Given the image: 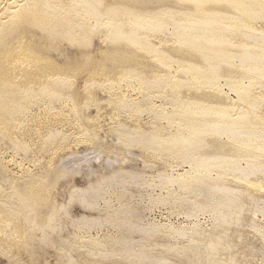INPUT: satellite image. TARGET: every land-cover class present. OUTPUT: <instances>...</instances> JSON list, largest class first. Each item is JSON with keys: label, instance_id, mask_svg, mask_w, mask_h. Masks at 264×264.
I'll return each instance as SVG.
<instances>
[{"label": "bare ground", "instance_id": "bare-ground-1", "mask_svg": "<svg viewBox=\"0 0 264 264\" xmlns=\"http://www.w3.org/2000/svg\"><path fill=\"white\" fill-rule=\"evenodd\" d=\"M1 1L0 100L10 124L0 127L2 137L20 140L23 150L35 149L31 141L39 152L63 142L69 135L57 127L71 115L62 113L64 105L50 106L66 103L77 117L72 89L79 108L87 109L98 88L108 102L115 96L109 131L118 133L121 153L138 151L141 166H122L74 187L66 204L51 194L44 228L42 209L34 207L46 201L44 177L36 180L24 167L8 178L10 192L0 181V195H6L0 196V254L21 260L25 250L37 248L33 238L66 259L80 250L85 260L78 264H264V0ZM95 39L112 53L150 63L80 79L44 56L53 46L66 52L67 43L86 53ZM39 99L45 101L41 110L22 121L18 116ZM79 121V145H91L101 126ZM57 146L50 148L47 171L64 154L66 147ZM156 188L170 215L183 214L189 222L144 223L139 204L148 195L155 203L149 190ZM77 204L97 213L72 215ZM199 214L211 223L201 225ZM93 230L118 235L92 236Z\"/></svg>", "mask_w": 264, "mask_h": 264}, {"label": "rangeland", "instance_id": "rangeland-1", "mask_svg": "<svg viewBox=\"0 0 264 264\" xmlns=\"http://www.w3.org/2000/svg\"><path fill=\"white\" fill-rule=\"evenodd\" d=\"M2 2L4 3L5 0H2L1 4H3ZM28 29L29 30H33L35 28L30 26ZM81 43H83V42L82 41L79 42V44H81ZM94 43H96V44L92 45V48L89 51H87L86 53L85 52L81 53L80 47H78V46L73 47L69 43H67V45H66V43H64L66 45V48H67L66 52L63 51L62 48H58L56 46H53V47H51V50H49L48 52L44 53V56L46 58H48L50 61H53V64L57 65L60 69H65V70L67 69V70H70L71 72H74L75 75L79 76L80 79L82 78L81 75H83V74L84 75H90V76H93V75L94 76H103L104 73H107L109 75H112V73L115 71V69L131 68L132 67L133 69L137 70L138 68H140V69L144 68L146 66V64L150 63V62L148 63L145 59H142V60L138 61V60H136L133 57H128L126 55H122L121 53H112L109 50L105 49L107 44H101V42H99L98 39L97 40L95 39ZM122 89H123L122 91L125 90L124 92H128V93L134 94L133 91H131V88L124 87ZM74 90H76V91H74ZM72 93H74V95L76 96V99H77V102H78L76 104L81 106V103H79L80 101H78L79 100L78 99V90H77L76 87L74 89H72ZM107 98H108V94L106 92H101V90H99L97 88L91 93V95L88 98L89 106H88L87 109H85V108L84 109H80L79 108L80 106L77 105V111L78 112H76V114H77L76 116L77 117L79 116L78 117L79 120H80L79 122L82 121L81 123H83V125L90 126V127H95V126L97 127V125L101 126V131H100L101 134L99 132L97 134V136H96L97 138L94 137V141L92 143L93 145L92 144L91 145L90 144L87 145L85 142H83L85 144L82 143V144L79 145V141L81 140L80 139L81 138V135H80V131H81L80 128L81 127L78 128V125H76V122H75L76 119L78 120V118L74 117L75 115H73L71 112L68 111V109L70 107L68 105L65 106L66 103L62 104L61 102L55 103V105L54 106H50V108L53 107L52 109L55 108V109H60L61 110L63 105H64V107L66 109L63 107V109L61 111L65 115H67V114L71 115L72 118L70 117V115H68V116L72 120V121L69 122L71 124V126H72V130H71V126H70L69 123L66 124V126L64 125L61 128L58 126L57 128L61 129V131L65 130L63 132H65L66 135H69V137L67 136L68 137L67 138L65 136L66 138L63 140V142H62V140L57 139V140L53 141L54 144H52L50 142L51 143V145H50V143H48L47 144L48 146L46 145L47 148H44V150H43V151H45L47 149L45 152H43L42 150H40V152L35 150L37 148L36 147L37 145L34 144L31 141L29 142L30 146L32 145L30 148L35 147V149H32V150L37 152V154L32 152V150L29 149V148H28L29 150H23V148H22L23 144L22 143L20 144V140H18V139L15 140V139H11V138H4V137H2L3 133L0 131V133H1L0 136L2 137V138L0 137V149L2 150V151L0 150V152H1L0 153V168H1L0 169V181H1V184H2V181H3L2 185L4 186V188H7L6 192H10L9 191L10 190L9 184L12 182L10 180H12L13 176L15 178L19 177L25 171V168H27L28 170L30 169L33 173H36L35 177L32 175L33 178L36 179V180L37 179H42V177H44V180L43 179L42 180L44 182V188H45L44 199H46V201L44 202L43 205H40V206L39 205L37 206L36 204L34 205V207H36V208L37 207H41L40 210L42 209L41 212H42L43 220L40 221V224L41 225L43 224L42 228H44V223L43 222H45V220L49 216V211H50L49 208H50V206L48 205V203H49L50 197L53 194L56 195V196L58 195L57 199L58 198L60 199V200L58 199V201L61 204H66L67 203V199L69 197V193H71V191L74 189V187H75V189L82 188V187L88 185L90 181L91 182H96V181H98V179L100 180L101 177L103 178V176H104L103 174L104 173H105V176H108V174L111 175L114 172H116L117 170H119L120 167H122V166L123 167L121 169H124V170L125 169L133 170V169H139L140 168L139 167V166H141V161H140L141 160V155H140V153L138 151L136 152V151L128 150V149H125L126 151L124 150V152L121 153L122 144H120L121 142H119V140H118L119 139V137L117 136L118 133H112V132L109 131V127L112 125V122H111L112 119H111L110 116L113 115L112 113L114 112L113 108L115 107V105H114L115 96L114 95L111 96V98L113 100L110 101V102L107 101ZM39 101L40 102L36 101L35 103H33L32 105L29 106V110L27 112L28 116L27 115H20L18 117L20 119L24 117L23 119H21L22 121H24V120H27V118L29 119V115L30 114H28V113H31V114H34V115H35V113H38V111L41 110V108L43 107V104L45 102V101L42 102V100H40V99H39ZM3 103H4L3 99H1L0 100V105H1L0 106V113H1V115H0V124H1L0 127H10V124H7V120L4 117V116H6L8 114V112L6 111V113L4 114L5 110H3L4 109L3 108ZM38 104H40L41 106L38 105ZM81 108H83V107H81ZM95 108H97L98 110L95 109ZM111 108H112V110H111ZM65 110H66V112H65ZM34 115H30V119L33 118ZM91 115H93V117H95L96 120L95 119L94 120L93 119L89 120L87 118L88 116H91ZM25 116H27V117H25ZM97 116H98V118H97ZM146 118H144V119L146 120ZM88 120L91 121L92 123L89 122ZM92 120L95 121L96 123L93 122ZM88 124H90V125H88ZM101 124H103V125H101ZM106 127H108V131H106L107 130ZM73 130H74V132H73ZM107 133L111 134V135H114V136H111V135L109 136ZM38 134L36 135L37 137H35V141H36V143L38 142L39 144H41L42 135H41V133H38ZM77 135L79 137H77ZM70 136H71V138H70ZM36 138L38 139V141L36 140ZM104 138H105V141H104ZM3 139H4V141H3ZM67 140H69V143H68ZM66 141H67L68 144L65 143ZM56 142H57V144H56ZM14 143H15V145H14ZM63 143L65 145L66 144L69 145V147L68 146L66 147ZM11 144H12V146H11ZM55 144H56V146L58 144H62L63 146L62 145H58V146H62L63 148H65V147L66 148L64 149V151L62 150L64 154L61 153L59 156H57V161L55 160L56 162H54V164H53L54 168L52 166L53 169L50 168L47 171V170H45V168H46L45 165H47L48 159L52 156L51 152H52L53 148L56 147V146H53ZM19 145H20V147H19ZM33 145H35V146H33ZM74 145L77 146V147H74ZM16 146L19 149H17ZM20 149H21V151H20ZM60 151H58L57 153L59 154ZM118 151H119V153H118ZM43 153H45V154L42 155ZM14 154H16V155H14ZM40 156L41 157L44 156V158L42 159ZM55 157H56V155H55ZM137 157H139V158H137ZM11 158H13L15 160H12ZM35 158H40V160L41 159L42 160L39 163L40 160L38 159V161H35ZM43 162L45 164H43ZM40 165H41V167H40ZM124 166H126V167H124ZM158 167L154 166L153 170H156ZM177 169H180V168H177ZM112 171H114V172H112ZM37 172H39V173H37ZM41 174L42 175L44 174V176H42ZM37 175H39V176H37ZM49 176H50V178H49ZM8 178L9 179L11 178V179L9 180ZM6 181H7V183H6ZM72 186H73V188H72ZM149 191H150L149 194L152 196V198L154 199L155 203H151L153 201L150 200V197H148L149 196L148 195V196H146V199L145 198L142 199L141 204H139L140 210L142 208H143L142 211L144 210V212L141 211L143 213L142 215H143L144 223L151 224L152 223L151 221H154V220H155L154 221L155 223L156 222L157 223L158 222L159 223H161V222L163 223V222L170 221L173 224H183L184 221H185L184 223L189 222L188 221L189 218L184 217L185 215L183 216V214L175 215L176 213L175 214L171 213V215H170V213H169V211L167 209L168 208L167 204L165 205L158 198V196L160 197L159 193L160 194L162 193L159 190V188L158 189L157 188L154 189V191H152V190H149ZM53 192H56V194L53 193ZM154 194L158 195V196L155 197ZM0 196H1L2 199H4L6 197L5 193L0 195ZM134 199H136V197H134ZM145 200H149V201L146 202ZM148 202H150L151 205H153V206H151L150 203L148 204ZM145 205H147L146 206L147 208H144ZM164 206H166V207H164ZM33 209H35V208H33ZM37 209H39V208H37ZM37 209H35V210H37ZM145 209H147V210H145ZM70 210L73 212V213L71 212L72 215H77V216H81V215L92 216V214L95 215L97 213V212L94 213V212H92V210L86 209V208H84V207H82L80 205L78 206V204L71 206ZM21 214L22 213H20V215ZM200 215L201 214H199L197 219L201 222V225L205 224L206 226H208L207 224L211 223V220H210V217L208 216V214H206V215L202 214L204 217L200 216ZM208 217H209V219H207ZM259 217H260V215H259ZM151 219H154V220H151ZM149 222H151V223H149ZM205 225H203V226H205ZM104 231L106 232V234H104L105 233ZM147 231L149 232V230H147ZM75 232H77V231H73L74 234H76ZM37 233H39V232H37ZM77 233H78L77 235L81 234L79 232H77ZM89 233L92 236H98V237L99 236L101 237V235H102V237H104L107 234H108V237L111 234H112L111 236H113L114 234L118 235V232L116 233L115 230H112V231H110V230H93V231H91ZM146 237L144 238L145 241H146ZM32 240H33V242L31 243ZM145 241H144V243H145ZM29 242L31 244H33V245H36L37 248H35V250H33V249L25 250L22 253L24 255V257L21 255V260H12V259H9V258L3 256L2 254H0V262H1V264H56L57 262L58 263L62 262L61 264H74V263L78 264L80 262V260L81 261L85 260L84 254L80 250L78 251V250L73 249L74 251L72 250L73 251L72 255L67 257L68 259H66V258H64V255H60L59 252L56 249L53 251L54 248L53 249L48 248V247L44 246L43 244H41L40 242H37L33 238H30ZM35 242H37V243H35ZM28 251H30V252H28ZM55 252L57 254H55ZM25 257H27V258H25ZM55 257H57V258H55ZM58 257H59L60 260H58ZM28 258H29V260H28ZM77 258L79 260H77ZM26 259H27V261H25ZM22 260H23V262L20 263ZM81 264H91V262L90 263L81 262ZM92 264H95V262L92 263Z\"/></svg>", "mask_w": 264, "mask_h": 264}]
</instances>
